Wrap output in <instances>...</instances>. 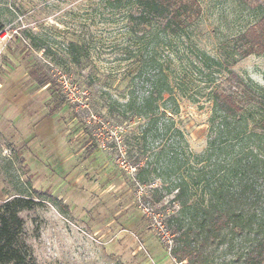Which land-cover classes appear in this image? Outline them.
I'll return each mask as SVG.
<instances>
[{"label": "rangeland", "instance_id": "rangeland-1", "mask_svg": "<svg viewBox=\"0 0 264 264\" xmlns=\"http://www.w3.org/2000/svg\"><path fill=\"white\" fill-rule=\"evenodd\" d=\"M189 1L172 34L162 18H142L134 0H0V206L37 201L18 213L36 264H188L172 255V224L183 230L209 200L257 224L263 111L239 95L246 112L221 111L210 90L236 91L224 67L196 73L191 64L228 48L251 94L264 89V53L238 54L264 0ZM166 76L184 83L181 92L168 90ZM152 90L163 97L150 118L140 107ZM179 178L184 205L168 187ZM222 234L196 264H242L255 235L230 226Z\"/></svg>", "mask_w": 264, "mask_h": 264}, {"label": "trees", "instance_id": "trees-1", "mask_svg": "<svg viewBox=\"0 0 264 264\" xmlns=\"http://www.w3.org/2000/svg\"><path fill=\"white\" fill-rule=\"evenodd\" d=\"M108 3H117L120 0H106ZM137 6L141 7L142 18H162L165 20V27L170 33L178 34L181 31L183 24L187 20V14L190 9L189 0H134ZM1 30V25H0ZM241 42L238 54L240 57L248 56L252 53L260 54L264 53V16L259 18L254 24L248 26V28L239 36ZM224 46V45H223ZM78 44H70V60L74 64H78L82 57L78 51ZM228 48L220 47L217 57H210L208 55H202L200 59V65L196 62H192L191 67L197 73L203 71V67L207 70H211L215 67H224V71L228 74L227 78L233 82L236 88L235 93H228L223 90L219 85H215L210 90L209 94L214 101V105L219 107L221 111L226 114L242 115L246 112L245 105L240 103L241 100L237 98H247L245 104L253 101L263 111V114L257 120V126L264 130V89L256 88V90L250 91L248 84L240 78L229 67L231 53L228 52ZM184 76V77H183ZM183 80L186 79L187 74L183 75ZM166 87L170 92L172 90H178L181 92L184 83L178 81L174 77L166 76ZM39 84L51 83L48 78H42L38 82ZM186 83V82H185ZM175 84V88L172 85ZM172 87V88H171ZM185 91V87H184ZM239 95V96H238ZM162 94L156 93L152 90L148 97L144 100V103L140 107L145 114H149L150 118H153V113L157 109V99ZM163 97V96H162ZM170 97H173L172 94ZM173 99V98H172ZM141 113V111H139ZM155 120V119H154ZM178 159L171 160L173 165ZM137 168L140 169L137 162L135 163ZM172 170L174 173L179 169ZM174 169V167H173ZM145 183V182H141ZM169 189L176 192V200H180L183 196H186L187 183L184 179L179 178L168 184ZM209 187V186H208ZM157 186H152L153 190H158ZM217 188H211L212 193H216ZM262 191L264 195V179L262 182ZM180 198V199H179ZM264 199V196H263ZM37 201L33 198H26L21 196H14L2 203L0 206V264H36L33 256L28 253L27 247L20 237L23 220L19 217L18 213L22 209L32 208ZM182 205L186 203L183 199L180 202ZM174 215L168 216L167 221L175 222ZM174 219V220H173ZM186 228L181 230V221L178 220L172 224L171 235L174 236V242L176 247L172 250V255L178 261L187 259L188 264H196L201 256L200 250L207 248L210 245H216L222 243L223 230L230 226L233 231L241 230L244 234L253 233L255 236L252 238L250 246L241 251V256L238 259L242 261V264H264V205L261 215L257 219L255 224V216H251L247 213H231L226 212L222 208L214 206L212 200H209V206L201 213H191L187 218ZM193 227H196L193 230ZM248 228V229H247ZM251 229V230H250ZM248 237V238H249Z\"/></svg>", "mask_w": 264, "mask_h": 264}]
</instances>
